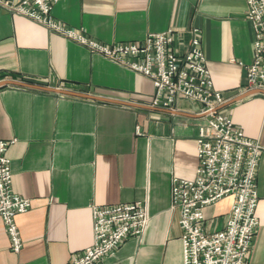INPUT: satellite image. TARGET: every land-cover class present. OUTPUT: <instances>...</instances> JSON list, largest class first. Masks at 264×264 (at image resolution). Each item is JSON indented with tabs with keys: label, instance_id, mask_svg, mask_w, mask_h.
Here are the masks:
<instances>
[{
	"label": "crops",
	"instance_id": "obj_1",
	"mask_svg": "<svg viewBox=\"0 0 264 264\" xmlns=\"http://www.w3.org/2000/svg\"><path fill=\"white\" fill-rule=\"evenodd\" d=\"M245 13L246 0H59L53 8L58 21L105 44L197 28L214 87L226 101L246 92L254 30ZM185 40L178 37L177 48ZM4 80L148 106L154 96L147 77L27 18L0 13ZM199 110L186 100L175 110L145 109L1 85L0 138L15 140L8 150L13 190L32 207L16 217L23 239L18 254L0 218V264H67L93 243L94 205L138 201L147 203L151 216L144 237L129 238L100 264H184L171 189L175 177H196L197 127L204 121ZM219 112L264 147V94ZM258 167L259 228L251 264H264V153ZM231 206L226 196L204 210L208 231L226 224Z\"/></svg>",
	"mask_w": 264,
	"mask_h": 264
},
{
	"label": "built area",
	"instance_id": "obj_2",
	"mask_svg": "<svg viewBox=\"0 0 264 264\" xmlns=\"http://www.w3.org/2000/svg\"><path fill=\"white\" fill-rule=\"evenodd\" d=\"M59 0H0V13L21 16L76 42L89 51L150 79L154 86L151 106L176 109L179 100L199 107L203 122L197 127L196 177L173 178L171 209L179 212L184 264H251L259 220L257 175L264 147L247 137L231 117L215 109L226 102L207 66L199 30L186 33L169 29L138 41L105 44L53 16ZM246 18L254 30L253 57L245 66L244 90H264V0H246ZM186 38L182 47L177 38ZM136 132L140 134L139 129ZM15 140L0 138V218L9 236L10 249L18 254L23 239L16 217L32 207L31 200L13 190L8 158ZM232 198L226 224L208 231L204 210ZM93 243L67 264H100L129 238L142 240L151 216L145 202L94 205Z\"/></svg>",
	"mask_w": 264,
	"mask_h": 264
},
{
	"label": "water",
	"instance_id": "obj_3",
	"mask_svg": "<svg viewBox=\"0 0 264 264\" xmlns=\"http://www.w3.org/2000/svg\"><path fill=\"white\" fill-rule=\"evenodd\" d=\"M5 84H14V85H18V86H23V87H28V88L38 89V90L40 89V90H44V91H48V92H54V93L72 96V97H78V98H83V99L85 98V99L97 100V101H102V102H108V103H114V104H120V105H126V106H133V107H138V108H141V107L145 108V109H153L154 108V107H151L148 105H143L142 103L137 104V103H133V102L117 100L114 98L104 97V96L95 95V94L86 93V92H80V91H76V90L68 89V88H63V87H52V86L32 84V83H28V82L13 81V80H11V81L10 80H4V81L0 82V86L5 85ZM258 93L264 94V90L253 89V90L246 91V92L239 94L238 96L226 101L221 106L217 107L215 109V111H219L222 108H224L225 106L230 105V104H232V103H234L240 99H243L249 95L258 94ZM201 116L203 117L204 115H201Z\"/></svg>",
	"mask_w": 264,
	"mask_h": 264
}]
</instances>
